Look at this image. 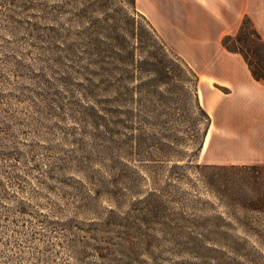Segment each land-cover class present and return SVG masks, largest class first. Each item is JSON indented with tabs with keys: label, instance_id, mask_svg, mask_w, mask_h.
<instances>
[{
	"label": "rangeland",
	"instance_id": "obj_1",
	"mask_svg": "<svg viewBox=\"0 0 264 264\" xmlns=\"http://www.w3.org/2000/svg\"><path fill=\"white\" fill-rule=\"evenodd\" d=\"M98 1L101 5L93 8L89 0H62L63 6L52 14L49 7L54 0H0V169L5 165L10 174L26 178L20 185H9L10 199L5 205L13 208L19 198H30L41 204L37 210L53 222L73 216L85 222L101 220L109 216L105 208H113L127 224V245L136 252L129 250L124 256L82 249L80 245L88 241L90 233H69V238L53 234L56 236L38 240L32 247L18 241L8 252L16 258L22 256V262L17 259L12 264H264V231L261 239L251 230H236L232 234L248 240L245 249L215 252L199 248L198 238L205 231L196 227L211 216L239 226L255 217L264 220V214L230 207L226 204L229 197L208 190L196 169L174 170L172 162L164 167L149 164L144 168L139 162L124 166L116 159L109 102L110 82L119 74L116 69L121 68L120 74L127 78V97L119 105L126 124L147 133L157 130L163 140L164 135L174 133L186 142L170 148L172 141H168L167 150L155 151L163 158L188 159L192 152L191 122L183 116L178 121L169 116L175 107L171 90L188 80H165L160 90L168 99L161 109L169 114L157 119L145 83L151 85L159 74L144 69L132 77L133 65L127 64L137 43L131 38L133 18L139 29H152L147 20L133 13L127 0ZM115 13L117 19L113 20ZM114 26L121 34L127 33V41L121 43L124 50L113 48L120 46L111 38ZM156 40L168 54L162 57L168 61L177 57L157 33ZM143 42L145 49L156 50L150 37L144 36ZM145 49L137 50L136 58H149ZM131 90L137 93L133 96ZM158 121L161 125L153 128L152 122ZM120 130L123 142L127 141L122 149L126 157L129 137L141 130ZM201 154L196 164L204 165ZM1 180L9 184L6 176ZM151 190L157 195L145 203ZM14 212L11 218L21 221L18 230L29 220L33 229L51 235L37 219ZM68 239H77L79 253L67 247ZM47 246L49 251L44 250ZM5 259L0 258V264H6Z\"/></svg>",
	"mask_w": 264,
	"mask_h": 264
},
{
	"label": "trees",
	"instance_id": "obj_2",
	"mask_svg": "<svg viewBox=\"0 0 264 264\" xmlns=\"http://www.w3.org/2000/svg\"><path fill=\"white\" fill-rule=\"evenodd\" d=\"M61 1L62 0H54V4L49 7V11L52 14L58 12L60 10L59 8L63 6L61 5ZM89 1L93 8H98V5H101L98 0ZM126 2L133 10L134 14H137L147 20L152 29V31L144 30V28L139 29L135 24V18H133V21L131 22V38L138 43V45H136V43L132 50H130L129 54L131 61L127 63L133 65L132 77L135 76V73H138L137 71H145L144 69L149 72L155 71L159 74L154 81H152L153 83L151 85L145 83V86L148 88L147 92L150 96H152L151 98L155 104V108L153 110L158 113L156 116L157 119L163 115L166 116L169 114L167 111L161 109V107L165 104V100L168 99L160 90L161 86L166 84L165 80L171 81L175 78H177V80L179 78V82L180 79L188 80L180 82L177 87H173V90H171L173 95L171 101L175 107L173 108L174 110L170 112L169 116L174 117L176 121L180 120L182 116L187 118L192 124L194 135H192V142L189 144V146L192 147V152L188 159L184 156H172L169 158L157 156L155 151L167 150L166 144H169L168 141H172L170 148L186 142H181L178 136L174 133L173 135H164L166 139L163 140V138L159 137V132H157V130L147 133L143 130V128H136L134 125L126 124V120L121 117V114L124 112L120 109L119 105H121L127 97V85L125 83L127 78L120 74L121 68H117L116 71L119 74L112 78L109 88V102L113 107L111 110V134L117 149V154L115 156L116 159H118L124 166H129L130 162H139L143 164L141 167L144 168H148L149 164L154 165V167H164L165 163L172 162L170 168L174 170L188 168L196 169L199 171L202 178L201 180L206 185L208 190L218 197L222 195L229 197V202L226 204L230 207L240 209L245 212H251L256 215L264 214V166L211 165L206 163H204V165L196 164V158L200 156L203 150L205 139L212 121L210 115L202 106L198 95L199 77L195 71L178 55H176V58H170V61H168L166 57H162L168 56V54H166L165 48L159 45L156 40L157 31L148 19L137 10V0H127ZM124 13L126 16L130 15L125 9ZM116 16V13L111 15L113 20L117 19ZM114 30L115 31L111 33V38L114 42L119 43L120 46L114 45L113 48L115 47L118 51H120V49H126L125 46H121V43L127 41V33L121 34L117 31V26H114ZM144 36H148L153 40L154 44L152 46H155L156 50L153 51L148 48L145 49L146 47L142 45L144 43ZM223 44L229 51L243 55L255 79L264 82V41L256 30L251 19H245L237 35L227 36L223 40ZM141 48L145 49L143 52L148 53L149 58L145 57L144 59L142 58V60H140V58H136V52L137 50H141ZM116 53L117 56L121 55V52ZM151 59L154 61L152 62ZM135 88H137V86ZM132 92L133 90L130 91V94L133 96L137 93L136 91L134 93ZM152 123L153 128L155 129L161 125V122H159V124H155L154 122ZM120 128H130L135 131L141 130L138 134L133 133L129 137V147L127 146L128 148H126L128 149L126 157L123 156L122 149L126 147L125 144L127 141L123 142V132ZM4 166L5 165H3L2 169H0V247L4 248V250H0V258H6V264H12L17 261V259H20L22 262V256L20 258H16L8 252L12 251V247L19 245L18 241H21L30 247L38 240L39 242H45L46 238L53 237V234H60L63 237H68L67 235H69V233L74 236H78L77 233L79 232H84L86 234L90 233L88 241H83L84 244L82 245L78 243L82 249H99L109 252V255L110 253L117 252L124 256L128 254L129 250L130 253L132 250L136 252V249L131 247L130 244L127 245L129 243L128 232L126 230L127 224L113 208H105L108 210L109 216H107V218L102 217L101 220H93L89 222L79 221L76 216L69 218V220L65 222H53L45 219V216L43 217L40 210H37L41 204H34V202L30 201V198H19L17 200L18 202L16 207L8 208L5 204L10 199V190L8 189V187H10L9 185L11 184V187H13V183L20 185L19 181L24 182L26 178L24 176H15L10 174ZM38 167L39 166H36L35 168L39 169ZM5 176L9 179V184L1 180V178ZM155 195H157L155 191H149L148 195L145 197V203H149L150 200L152 201ZM158 206L159 205H157V207ZM13 211L23 217L29 216L37 219L39 225L49 229L51 235L46 234L41 230H36V228L33 229L31 225L32 222L29 220H23L28 222V224H26L27 226L25 225L23 230H18L20 229L17 228L20 227L18 222L21 221H19V219L11 218V212ZM38 212L40 214H38ZM113 218H118L119 220L113 221ZM82 225H86L87 228ZM237 226V224L235 225L234 223L228 222L221 217L211 216L207 218L203 221L201 226H196L203 228L205 231L203 234H200V237L202 235L203 237L201 239L198 238V241L200 240L199 243L201 244V246L198 245L200 246L199 248L203 247L207 248V250H214L215 252H227V250L237 252L238 250H243L245 249L244 244H246L248 240L243 238V236L235 233L232 234L234 231L239 229H245L246 231L251 230L255 234L259 236L261 235V239L263 238L262 233L264 231V220L262 219L255 217L251 222L242 221L239 223V226ZM9 232H12V234L6 236ZM101 234L104 236H101ZM75 240L77 239H68L69 243L67 247L72 251L79 253L78 245L74 242ZM198 241L196 244H199ZM241 241L245 243L242 244ZM33 247L36 252H41L39 247ZM48 249L49 246L44 248L45 251L50 250ZM104 258L106 259L108 256H105ZM128 263L132 264L133 261Z\"/></svg>",
	"mask_w": 264,
	"mask_h": 264
},
{
	"label": "crops",
	"instance_id": "obj_3",
	"mask_svg": "<svg viewBox=\"0 0 264 264\" xmlns=\"http://www.w3.org/2000/svg\"><path fill=\"white\" fill-rule=\"evenodd\" d=\"M137 10L199 77V98L212 120L201 160L264 166V82L223 44L248 18L264 41V0H137Z\"/></svg>",
	"mask_w": 264,
	"mask_h": 264
},
{
	"label": "bare ground",
	"instance_id": "obj_4",
	"mask_svg": "<svg viewBox=\"0 0 264 264\" xmlns=\"http://www.w3.org/2000/svg\"><path fill=\"white\" fill-rule=\"evenodd\" d=\"M208 145H209V139L206 141L205 147H207Z\"/></svg>",
	"mask_w": 264,
	"mask_h": 264
}]
</instances>
